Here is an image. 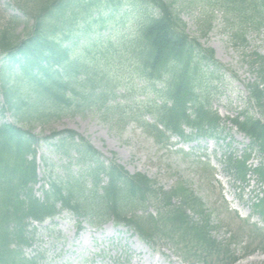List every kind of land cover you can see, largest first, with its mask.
Returning <instances> with one entry per match:
<instances>
[{
    "label": "trees",
    "instance_id": "16d2710c",
    "mask_svg": "<svg viewBox=\"0 0 264 264\" xmlns=\"http://www.w3.org/2000/svg\"><path fill=\"white\" fill-rule=\"evenodd\" d=\"M14 5L23 15L25 36L13 34L16 15L0 28L1 111L14 118L13 123L0 122V264H44L38 255H25L36 240L30 221L42 223L63 210L91 227L109 221L123 225L151 248L169 244L187 263L236 262V250L230 252L229 244L223 248L212 235L211 212L189 187L166 190L145 174H130L74 131L39 137L19 123L94 108L110 122H135L157 139H166L167 132L185 142L219 140L222 120L207 93L224 67L213 50L190 37L180 15L190 7L199 8L204 19L222 14L230 38L244 45L249 32H264V0H14ZM107 27L112 35L103 37ZM123 57L126 69L152 89L150 102L134 104L127 88L116 94L121 85L110 77L109 62ZM245 58L254 79L245 86L252 112L229 121L249 144L240 158L228 153L224 162L235 182L245 183L249 172L256 177L263 189L252 209L264 219V55L251 52ZM41 143L64 164L53 177V163L42 159L51 170L44 173L37 196ZM252 154L259 163L250 169L246 162ZM253 233H260L255 226Z\"/></svg>",
    "mask_w": 264,
    "mask_h": 264
},
{
    "label": "rangeland",
    "instance_id": "374dc122",
    "mask_svg": "<svg viewBox=\"0 0 264 264\" xmlns=\"http://www.w3.org/2000/svg\"><path fill=\"white\" fill-rule=\"evenodd\" d=\"M9 15L19 17L12 26L13 34L23 38L25 21L16 10L14 0H0V28L5 27ZM180 16L190 37L213 50L215 60L224 67L220 79L212 80L207 93L212 111L222 120L223 132L219 141L206 139L185 143L177 136H169L166 140L157 139L152 131L145 132L138 125L125 126L123 122L114 120L110 122V118L101 117L94 108L87 111L67 109L56 116L19 125L39 137L49 136L54 131H74L104 158L114 160L130 174H145L166 190L181 184L189 187L211 212V219H214L213 236L224 242L235 236L232 242L238 237L239 241L260 246L262 237L252 234L249 238V231L251 225L264 229V222L252 211V204L256 197H260L263 188L252 175L246 178L245 183L233 181L224 161L229 151L238 156L248 143L228 120L238 113L252 112L247 104L245 85L254 79L245 56L251 52L264 55V32H249L247 43L242 45L230 38V27L222 14L214 12L204 19L199 8L190 7L183 9ZM27 25L30 27L31 23ZM101 34L103 37L112 35L108 27ZM109 63L112 67L110 77L121 85L116 94L121 95L122 90L127 88L126 96L134 100V104L153 100L152 89L144 88L130 68L126 69L128 60L125 57ZM1 105L0 97V122L13 123L14 118L9 112H2ZM143 118L153 123L148 115ZM43 158L53 163V177L55 173L61 174L58 167L64 164V159L48 147L42 143L38 146L36 162L40 182L35 187L36 195H39L41 186L45 184L42 179L44 173L47 175L51 170L50 166L42 165ZM249 163L255 166L258 158L253 155ZM144 208L154 214L150 205ZM32 226L36 241L25 253H40L44 264H201L182 261L166 243L160 242L151 248L131 230L123 225H114L111 221L94 228L82 222L79 227L77 219L63 211L55 219ZM246 253L240 251V259L235 264H264V251H252L250 255Z\"/></svg>",
    "mask_w": 264,
    "mask_h": 264
}]
</instances>
